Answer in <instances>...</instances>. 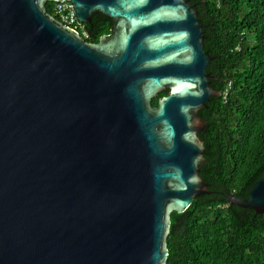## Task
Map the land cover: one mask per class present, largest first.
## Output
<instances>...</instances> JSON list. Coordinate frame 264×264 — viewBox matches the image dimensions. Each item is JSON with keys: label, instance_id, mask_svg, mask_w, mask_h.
Segmentation results:
<instances>
[{"label": "water", "instance_id": "1", "mask_svg": "<svg viewBox=\"0 0 264 264\" xmlns=\"http://www.w3.org/2000/svg\"><path fill=\"white\" fill-rule=\"evenodd\" d=\"M0 0V264H167L173 211L211 192L199 115L212 96L190 0ZM170 93L153 100L164 90ZM264 212V175L247 198Z\"/></svg>", "mask_w": 264, "mask_h": 264}, {"label": "trees", "instance_id": "2", "mask_svg": "<svg viewBox=\"0 0 264 264\" xmlns=\"http://www.w3.org/2000/svg\"><path fill=\"white\" fill-rule=\"evenodd\" d=\"M190 2L199 11L205 50L214 56L207 70L220 94L199 111L206 147L201 176L211 192L172 212L167 264H264V212L229 201L230 194L247 198L264 175V0ZM53 4L46 3L51 14ZM86 26L87 41L95 43L114 21L99 13ZM169 93L162 91L153 105Z\"/></svg>", "mask_w": 264, "mask_h": 264}, {"label": "built area", "instance_id": "3", "mask_svg": "<svg viewBox=\"0 0 264 264\" xmlns=\"http://www.w3.org/2000/svg\"><path fill=\"white\" fill-rule=\"evenodd\" d=\"M53 14L63 23L73 27L77 30L86 40L90 38V33L87 30L86 23H79L75 14V5L71 0L54 1ZM230 86V84H229ZM228 94L226 89L224 96Z\"/></svg>", "mask_w": 264, "mask_h": 264}, {"label": "flooded vegetation", "instance_id": "4", "mask_svg": "<svg viewBox=\"0 0 264 264\" xmlns=\"http://www.w3.org/2000/svg\"><path fill=\"white\" fill-rule=\"evenodd\" d=\"M111 33H112V31L109 34H111ZM109 34H107V35H109Z\"/></svg>", "mask_w": 264, "mask_h": 264}]
</instances>
